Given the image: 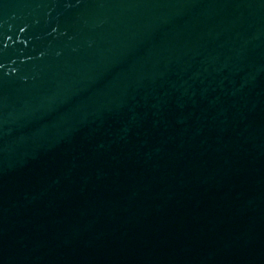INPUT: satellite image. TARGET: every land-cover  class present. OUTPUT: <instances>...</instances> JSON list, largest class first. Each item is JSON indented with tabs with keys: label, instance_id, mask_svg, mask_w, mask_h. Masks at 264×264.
<instances>
[{
	"label": "water",
	"instance_id": "1",
	"mask_svg": "<svg viewBox=\"0 0 264 264\" xmlns=\"http://www.w3.org/2000/svg\"><path fill=\"white\" fill-rule=\"evenodd\" d=\"M0 264H264V0H0Z\"/></svg>",
	"mask_w": 264,
	"mask_h": 264
}]
</instances>
